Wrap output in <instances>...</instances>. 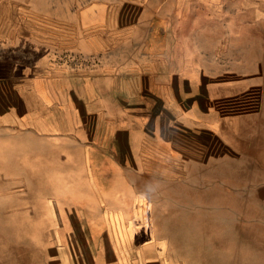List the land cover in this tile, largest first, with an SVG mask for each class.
Segmentation results:
<instances>
[{
	"label": "crops",
	"instance_id": "obj_1",
	"mask_svg": "<svg viewBox=\"0 0 264 264\" xmlns=\"http://www.w3.org/2000/svg\"><path fill=\"white\" fill-rule=\"evenodd\" d=\"M146 10L47 15L74 21L81 63L34 28L8 35L22 39V60L7 50L18 40L0 39V211L54 229L30 241L49 244L55 264L259 261L264 99L246 93L261 82L223 78ZM69 228L92 231L91 252L70 251L83 239Z\"/></svg>",
	"mask_w": 264,
	"mask_h": 264
},
{
	"label": "rangeland",
	"instance_id": "obj_2",
	"mask_svg": "<svg viewBox=\"0 0 264 264\" xmlns=\"http://www.w3.org/2000/svg\"><path fill=\"white\" fill-rule=\"evenodd\" d=\"M117 1V4L95 5L90 3L91 0H0V31L3 30L0 39L18 40L16 45H11L7 50L12 53L11 59L22 60L19 54L27 51L24 45H19L22 39L8 35L12 34L14 28H34L33 31L41 35L40 39L52 40L53 44L68 47L63 54L68 57V61L81 63L84 61L81 60V53H76L73 48L77 40L74 21H52L47 15L72 19L76 18L74 15L86 12L143 13L147 9V12L163 15L166 34L176 36L179 43L195 45L202 51L200 55L212 57L214 71L219 70L223 78H226L228 71H236L241 77L239 79L252 82L258 79L261 83L258 86L252 83L253 87L246 97L264 99V0H181L178 4L174 3L175 0H165V3L150 5L133 0ZM38 44L45 45L40 41ZM4 54L0 46V56ZM104 55L100 54L101 57ZM7 190L5 182H0V194H5ZM20 215L0 211V264H55L56 257L47 250L50 245H36L34 242H49L55 230L24 227L27 223L23 221L26 219ZM262 231L264 235V229ZM101 235L99 232V237ZM65 236L72 240L83 239V246L81 240L78 244L67 245L77 258H81V248L84 253L91 252L93 235L90 229L69 228ZM31 239L34 241L31 242ZM256 248L247 246L250 250ZM259 253L252 254L253 257H259V261L256 259L247 264H264V245H260ZM250 254L248 251L247 255Z\"/></svg>",
	"mask_w": 264,
	"mask_h": 264
}]
</instances>
